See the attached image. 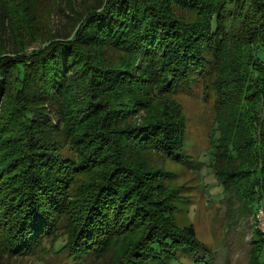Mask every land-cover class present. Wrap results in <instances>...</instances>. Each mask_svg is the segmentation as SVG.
Listing matches in <instances>:
<instances>
[{
  "label": "trees",
  "instance_id": "obj_1",
  "mask_svg": "<svg viewBox=\"0 0 264 264\" xmlns=\"http://www.w3.org/2000/svg\"><path fill=\"white\" fill-rule=\"evenodd\" d=\"M67 3L69 29L36 34L9 18L10 42L7 7L0 14V255L212 264L193 226L173 219L177 199L123 158L135 149L187 160L174 141L181 118L172 129L167 118L122 121L144 97L191 93L215 72L212 173L243 209L264 205V0ZM223 156L230 164L219 166ZM253 243L249 264H264V235Z\"/></svg>",
  "mask_w": 264,
  "mask_h": 264
},
{
  "label": "rangeland",
  "instance_id": "obj_2",
  "mask_svg": "<svg viewBox=\"0 0 264 264\" xmlns=\"http://www.w3.org/2000/svg\"><path fill=\"white\" fill-rule=\"evenodd\" d=\"M3 1L6 5L1 4L0 14L3 7L8 9V20L6 17L3 18L5 27L3 39L9 35L7 26L9 18L14 22L23 23L22 20L30 22L36 34L55 31L63 33L70 25L69 19L64 15H72L69 10L71 5L67 1L72 3L75 10H81L92 2V0ZM22 25L25 28V24ZM10 39L9 35L8 42ZM111 55L117 56V53L112 52ZM217 75L215 72L207 74L199 86L193 87L191 93L156 92L153 99L144 97L141 103L130 110L129 117L122 121L123 125L149 121L157 123L160 122V118H167L169 121L167 125L172 129V120L181 118L182 133L179 138L175 137L174 141L180 146V152L187 160L174 161L171 157L153 151L135 149L123 154V158L125 164L142 177L157 176L156 181L160 179L158 184L162 191L167 193L169 198L177 199L173 205V219L179 224L193 226L197 237L214 252L212 264H249L254 248L253 242L264 235V205L257 203L251 209H243L241 201L238 202L234 195L230 196L228 193L223 195L212 173L211 141L218 135V130L214 128L212 107L213 99L216 97L214 83ZM37 105L44 108L51 119L54 118L46 104L40 102ZM159 106L164 110L158 109ZM165 112L169 114L171 112L173 118L169 120L170 116ZM228 164L229 158L225 156L218 161L219 166ZM103 167L104 165H101V168ZM89 175L83 176L82 179L87 180ZM176 187L179 189L178 193L174 191ZM175 194H179L180 197H174ZM67 225H71L70 215L62 220L53 240L59 243L66 238ZM43 243L47 245V242ZM261 254L260 260L264 257L263 252ZM44 258L45 255L41 253L16 258L0 255V264H58L63 261L52 258L44 262ZM95 264H107L106 257L102 262Z\"/></svg>",
  "mask_w": 264,
  "mask_h": 264
},
{
  "label": "built area",
  "instance_id": "obj_3",
  "mask_svg": "<svg viewBox=\"0 0 264 264\" xmlns=\"http://www.w3.org/2000/svg\"><path fill=\"white\" fill-rule=\"evenodd\" d=\"M259 213H261V210H259Z\"/></svg>",
  "mask_w": 264,
  "mask_h": 264
}]
</instances>
